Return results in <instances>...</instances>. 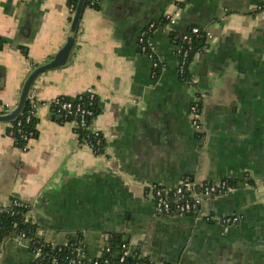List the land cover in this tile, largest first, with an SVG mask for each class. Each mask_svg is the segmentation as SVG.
Masks as SVG:
<instances>
[{
	"label": "crops",
	"instance_id": "obj_1",
	"mask_svg": "<svg viewBox=\"0 0 264 264\" xmlns=\"http://www.w3.org/2000/svg\"><path fill=\"white\" fill-rule=\"evenodd\" d=\"M68 1L0 0V103L13 109L28 73L63 46ZM165 17L170 30L157 24ZM151 23L156 77L138 45ZM190 28L210 37L184 81L174 36ZM31 92L41 105L26 151L0 124V214L14 200L26 204L39 239L52 247L80 239L86 261L102 256L106 236L110 244L120 236L162 264H264V0H101L84 9L69 63L40 75ZM87 92L100 111L91 122L103 136L99 155L48 105ZM184 179L228 181L232 191L205 199L202 212L237 222L159 217L150 187ZM1 243L0 264H33L13 234Z\"/></svg>",
	"mask_w": 264,
	"mask_h": 264
},
{
	"label": "built area",
	"instance_id": "obj_2",
	"mask_svg": "<svg viewBox=\"0 0 264 264\" xmlns=\"http://www.w3.org/2000/svg\"><path fill=\"white\" fill-rule=\"evenodd\" d=\"M76 4L78 0H75ZM92 3V2H91ZM71 13L74 12L73 6L69 7ZM92 9V8H91ZM164 29H171L175 21L170 17H165ZM160 26V25H159ZM158 30L156 23L149 24L143 29L138 36L139 51L143 55H146L150 61L154 71V76L160 71V65L155 55L154 49L151 43V35ZM205 36V41L210 37V34L206 31H202L198 28H190L185 33L175 36L176 52H177V73L179 77H183L191 62L189 61V55L193 47L194 40L200 33ZM172 34V33H171ZM206 47L205 46L203 49ZM90 95V100L94 95L91 92H87ZM28 107L24 113L14 121L16 126L10 124L8 130V136L19 146L21 151H26L29 142L35 137L34 129H24L25 125L31 123L35 119L37 108L41 105L35 98L34 94L30 92L28 96ZM48 105L53 108L56 115L65 122H72L75 125V133L79 137L76 130L85 131V136L81 143L87 145L93 154L99 155L102 152L103 136L99 131L91 129V119L93 113L89 109L83 108L80 104L73 106L70 102L64 101L61 97L52 99ZM12 109L7 105L0 103V115L9 113ZM22 117L20 120H18ZM191 124L196 132L201 130V112L198 103H193L190 107ZM90 120V123H89ZM150 196L154 202V207L159 217H193L202 218L205 221H216L223 225H231L237 222L234 217H221L214 218L209 215H205L202 212V204L205 199H213L220 197L232 191V187L228 181L223 180L215 183H203L194 179H184L179 185L175 187H150ZM16 208L27 209L28 206L22 202L14 200L10 207L3 211L9 216L16 215ZM2 212V213H3ZM29 221L26 219L25 223ZM31 223V222H30ZM32 224V223H31ZM17 237L21 241L29 242V249L33 254V264H59L57 257L58 254L64 249L69 250V255L62 259L61 264H113L107 255L111 253V246H105L102 249V256L92 261H86L85 248L86 244L82 240H76L72 244H66L61 247H52L51 257L43 254V245L36 244L26 236V233L21 231L16 233ZM2 238H0V242ZM56 251H55V250ZM121 254L117 258L116 264H156L154 261L146 257L142 251L131 248L127 243H122ZM58 259V260H57ZM103 260V263H100Z\"/></svg>",
	"mask_w": 264,
	"mask_h": 264
},
{
	"label": "trees",
	"instance_id": "obj_3",
	"mask_svg": "<svg viewBox=\"0 0 264 264\" xmlns=\"http://www.w3.org/2000/svg\"><path fill=\"white\" fill-rule=\"evenodd\" d=\"M100 2H101V0H86L85 8L97 9L99 7ZM68 6L69 7L73 6V8H75L76 7V1L75 0H69ZM178 6L183 7V3L178 4ZM164 23H165L164 19H161L157 24L161 25ZM171 35H173V33ZM173 36H172V38H173ZM205 42H206L205 36L201 32L199 34V36L193 42V47H192V50H191L190 55H189V61L190 62L192 61V59L196 53L203 50V48L205 46ZM3 44H4L3 41L0 39V50L3 48ZM180 79L184 80V81H188V79H189L188 70L186 71V73L184 74L183 77H180ZM61 98L64 101L70 102L73 106H75L76 104H80L83 108H86V109H89L90 111H92L93 118L91 119V122L100 112L98 109V106H97L96 97L94 96L93 99L90 100V95L88 93H85L84 95L77 96L75 98H69V97H64V96H61ZM27 107H28V103H26V106L24 108V113H25ZM51 112L55 118H57L59 121H63L62 119H60L56 115L53 108H51ZM21 118L22 117H20L18 120H20ZM89 123H90V120H89ZM11 125L15 127L16 122H13ZM23 128L35 130V119H33L30 124L25 125ZM76 132L79 135V137H78L79 140L82 141V139L84 138V136L86 134L85 131L76 130ZM28 210H29L28 208L27 209L16 208L15 209L16 215H14V216H9L4 212L1 213L0 214V238L3 239L5 237H7L8 235H10L12 232L19 233V232L23 231L26 233V236L29 239H31L32 241L36 242V244L43 245V254L46 255V257H48V260H49V258L52 255L50 253L52 250L51 246L46 244L44 241H42L41 239H39L36 236V231H37L36 225H33L30 222L25 223V215H27ZM110 242H111V253L109 255H107V258L113 264H116L117 258L121 254V250H120L121 245L124 242H117L114 239H112ZM70 243L72 244L73 241H71ZM68 255H69V250L63 249L57 256L59 258V260L57 259L58 263L61 264L62 259L67 257ZM100 263H103V260H100Z\"/></svg>",
	"mask_w": 264,
	"mask_h": 264
},
{
	"label": "water",
	"instance_id": "obj_4",
	"mask_svg": "<svg viewBox=\"0 0 264 264\" xmlns=\"http://www.w3.org/2000/svg\"><path fill=\"white\" fill-rule=\"evenodd\" d=\"M85 3L86 0H78L75 10L73 12V15L71 17L70 25H69V30L66 36L65 43L63 46L55 53V55L52 57V59L44 64L38 65L34 67L26 76V78L23 81V84L20 88L18 99L16 102V105L13 107V109L4 115H0V124H11L13 123L23 112L28 96L31 92L32 86L34 81L42 74L60 69L64 66H66L70 59H71V54L73 51V48L75 46V38L79 26V22L82 16V13L85 9ZM151 62V61H150ZM0 72V76H1ZM1 80V79H0ZM175 187V186H174ZM27 216V215H26ZM164 218H172V217H164ZM202 219V218H200ZM211 222H216V221H211ZM13 237L16 238V232H12ZM17 239L21 241L18 237ZM117 242H124L127 243V239H123L120 236L116 238ZM76 240H73L75 242ZM105 241L107 242L106 246H111L109 243L108 236L105 237ZM24 243L28 248H29V242L28 241H21ZM128 244V243H127ZM3 246V243L0 244V248ZM136 249V248H133ZM146 257H148L150 260L154 261L156 264H162L158 263L157 259L152 256L151 254H144Z\"/></svg>",
	"mask_w": 264,
	"mask_h": 264
}]
</instances>
